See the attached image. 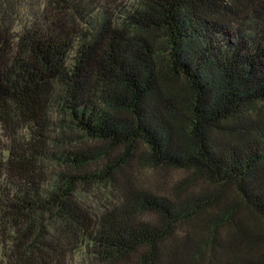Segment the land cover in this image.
<instances>
[{"label": "trees", "instance_id": "obj_1", "mask_svg": "<svg viewBox=\"0 0 264 264\" xmlns=\"http://www.w3.org/2000/svg\"><path fill=\"white\" fill-rule=\"evenodd\" d=\"M55 103L95 145L51 148ZM261 104L264 0H0L1 261L264 264ZM94 183L122 190L98 216Z\"/></svg>", "mask_w": 264, "mask_h": 264}, {"label": "rangeland", "instance_id": "obj_2", "mask_svg": "<svg viewBox=\"0 0 264 264\" xmlns=\"http://www.w3.org/2000/svg\"><path fill=\"white\" fill-rule=\"evenodd\" d=\"M120 1V0H119ZM264 108V104H261ZM51 126H50V145L55 150L60 149H72L75 147L82 146H93L95 144L83 140L78 129L67 128L65 124L67 117L55 103L52 106L51 113ZM22 134H26V131H22ZM0 135H3V130L0 126ZM59 147V148H58ZM49 170L54 171V166L47 163ZM94 166L92 169H95ZM132 177L137 185L151 188L160 193H170L171 189L179 182L184 179L188 174L179 170L170 169H153L147 165H137L132 169ZM201 183V182H200ZM193 186L194 189L200 186ZM202 184V183H201ZM121 186L119 184H104L94 183L89 186H79L77 193L78 200L91 211L95 216L103 213L107 208L112 207L119 203L121 194ZM210 253L207 251L204 257L209 256ZM0 264H4L1 261ZM70 264H99L97 259L94 258L87 249H81L77 251L70 259Z\"/></svg>", "mask_w": 264, "mask_h": 264}]
</instances>
